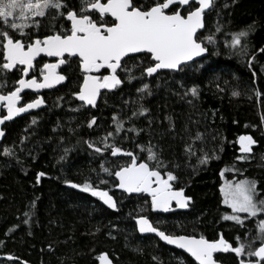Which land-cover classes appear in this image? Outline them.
<instances>
[{"label": "trees", "instance_id": "1", "mask_svg": "<svg viewBox=\"0 0 264 264\" xmlns=\"http://www.w3.org/2000/svg\"><path fill=\"white\" fill-rule=\"evenodd\" d=\"M68 3L78 5L79 0ZM218 23L219 33L215 31ZM249 25L253 27L247 55L226 46L232 33ZM208 35H214L216 43L206 45V58L182 72H161L153 78L141 79L137 69L133 72L137 79L131 82L121 73L125 82L102 94L95 108L82 106L71 95L78 90L82 74L70 61L61 69L70 81L43 94L45 108L5 125L6 137L0 146V264H99L98 257L104 253L115 264H196L155 236L141 237L135 220L139 215L158 222L170 234L214 240L223 233L232 242L237 235L258 234V220L264 216L246 220L243 227L222 219L231 210L224 206L220 188L224 178L255 180L258 198L264 199V53L258 51L264 48V0H214L200 33ZM45 62L46 58L38 60L37 72L32 74L38 75ZM133 63L129 61V67ZM18 77V72L8 73L7 87L0 91L11 90ZM4 79L0 73V82ZM144 83L150 95L137 91ZM194 85L199 96L185 95ZM234 91L239 95L234 96ZM22 96L23 102L36 98L30 93ZM141 106L148 112L132 116ZM93 116L96 124L89 128ZM113 116L124 121L126 131L109 142L141 159H146L147 152L137 145L151 144L179 177L174 187H183L192 197L187 209L153 212L150 198L120 192L114 187L115 177L101 171V164L115 168L129 162L127 156L101 155L88 147V141L99 144L107 132L114 131ZM197 132L203 134L202 139L195 142V155H188L185 147ZM240 135L257 141L247 161L237 160ZM4 147L12 148L14 154L3 155ZM205 153L211 159L200 164L199 157ZM39 172L46 175L37 183ZM99 179L109 181L101 187L113 195L117 210L107 209L90 193L70 189L65 183L98 185ZM220 259L223 264H235L231 254Z\"/></svg>", "mask_w": 264, "mask_h": 264}, {"label": "snow or ice", "instance_id": "2", "mask_svg": "<svg viewBox=\"0 0 264 264\" xmlns=\"http://www.w3.org/2000/svg\"><path fill=\"white\" fill-rule=\"evenodd\" d=\"M213 7L214 0H150L148 3H139L138 0H79L78 5H69L68 0H0V73L5 77L0 82V89L7 87L8 73H19L11 90L6 93L0 91V109L4 110L0 112V125L44 105L42 95L23 102L22 93L25 90L38 93L69 82L70 77L59 70L69 65L70 61L77 64L82 74L78 90L71 95L82 106L91 108L97 107L101 90L112 91L125 82L121 73L131 82L137 79L133 74L137 69L141 79L156 77L163 70L182 72L189 62L194 63L195 58L203 57L209 51L207 44L216 43L214 35L201 37L199 34L200 30L205 29L206 11ZM252 27L249 25L244 30L232 33L226 46L247 55V39ZM215 31L221 32L219 23ZM258 51L264 53V48ZM39 57L55 58V62L43 63L38 75L32 74L37 72ZM254 59L255 55L248 61L249 66ZM129 61H134L130 67ZM148 89L149 85L144 83L137 91L145 92ZM148 94H151L150 91ZM189 94L193 98L198 97V87L194 85L188 89L185 95ZM232 94L239 95L236 91ZM257 95L261 94L257 92ZM147 112L148 109L141 106L138 111H133L132 116ZM113 123L114 131L107 132L99 144L92 141L87 143L90 149L101 155L108 153L112 157L129 158V162L117 164L115 168L100 165L103 173L115 177L114 187L128 194H147L150 209L156 213L172 211L173 203L179 209L187 208L192 197L185 194L183 187H174L179 177L151 144L146 148L137 145L142 152H147L146 159H141L134 152L109 142V138L114 139L126 131L124 121L118 116H113ZM95 124L96 117L93 116L88 121V127ZM4 135L0 128V138ZM202 135L197 132L191 137L192 143L185 147L188 155H195V142L202 139ZM238 143L241 155L237 160L251 159L257 141L251 135H240ZM2 154L10 156L14 150L4 147ZM210 159L211 156L205 153L199 157V162L206 164ZM45 175L39 172L37 183ZM221 175L224 173L221 172ZM65 183L90 193L109 208L117 207L110 191L101 187L107 185L108 180L99 179L98 185L91 181L82 185L70 180ZM257 185L255 180L244 179L226 181L221 186L223 204L231 210L230 214L223 215L224 221L243 227L246 220L264 216V199L258 198ZM135 220L141 234H155L168 245L189 253L197 264H223L220 258L226 254L232 255L235 264H264V219L258 220L257 235L243 238L237 235L234 242L225 239L223 233L214 240L203 235L170 234L145 215H139ZM23 223L27 224L28 220L25 219ZM8 259L15 258L8 256ZM98 259L100 264H113L106 253Z\"/></svg>", "mask_w": 264, "mask_h": 264}, {"label": "water", "instance_id": "3", "mask_svg": "<svg viewBox=\"0 0 264 264\" xmlns=\"http://www.w3.org/2000/svg\"><path fill=\"white\" fill-rule=\"evenodd\" d=\"M210 11H206V14H205V18H206V15L209 13ZM204 29H202V30H200V33L203 31ZM199 33V34H200ZM208 54H209V51L207 52V53H205L204 55H203V57H197V58H195V62H197V61H199V60H202V59H204V58H206L207 56H208ZM41 58H46L47 60H48V62H55V58H49V57H39V58H37V61L38 60H40ZM194 62V63H195ZM191 64H193V62H189V65H191ZM188 65V66H189ZM62 68H63V66H62ZM61 68V69H62ZM61 69L59 70V71H61ZM162 72H170V71H168V70H163ZM173 73V72H172ZM178 73V72H177ZM62 85V84H61ZM60 85H57L55 88H57V87H59ZM54 89V88H53ZM49 90H52V89H43V90H40L38 93L37 92H35V91H33V90H25V93H22V95L23 94H26V93H30V94H32V95H34V96H37V95H42L43 96V94L45 93V92H47V91H49ZM106 91H108V90H101V95H100V97L98 98V101H97V104H98V102H99V100H100V98H101V96H102V94H104ZM80 102V101H79ZM81 103V102H80ZM45 106H46V104H44V105H42L40 108H37V109H33V110H30L29 112H26V113H23V114H21V115H19V116H17L16 118H14L12 121H7V122H5V124L4 125H0V128H2L3 129V131H4V133H5V135H4V137H2V138H0V146H1V144H2V142L4 141V139H5V137H6V130L4 129V127H5V125L6 124H8V123H12V122H14L16 119H19V118H21V117H24V116H26V115H30V114H32V113H35V112H38V111H40L41 109H43V108H45ZM2 111H4L3 109H0V112H2ZM117 183H118V181H117ZM68 188H70V189H74V190H77V191H81L80 189H78V188H72L69 184H68ZM120 192H123L122 190H120V189H118ZM123 193H125V192H123ZM126 194H128V193H126ZM128 195H145V196H147V194H136V193H132V194H128ZM148 197V196H147ZM97 198V197H96ZM148 198H150V197H148ZM98 199V198H97ZM99 200V199H98ZM100 201V200H99ZM101 202V204L104 206V207H106L107 209H110V210H112V211H115V210H117V207H116V209H112V208H109L107 205H105V204H103V202L102 201H100ZM190 204V203H189ZM173 207H176L175 206V204L173 203ZM188 208V207H187ZM187 208H185V209H187ZM185 209H181V210H185ZM169 213V212H168ZM161 214H166V213H163V212H161ZM137 230H138V226H137ZM138 233L140 234V236L141 237H147V236H155V237H157L155 234H153V233H146V234H141L140 232H139V230H138ZM158 239H159V237H157ZM160 240V239H159ZM164 245H166V246H168V247H170V248H172V249H175V250H178V251H180V252H182L183 254H185L187 257H189L191 260H193L196 264H197V262L195 261V259L193 258V257H191V255L189 254V253H187V252H185L184 250H181V249H178L176 246H174V245H168L166 242H164V241H162V240H160ZM108 255V254H107ZM109 256V255H108ZM109 258H110V256H109ZM111 259V258H110ZM112 260V259H111ZM112 262H113V260H112ZM98 263L100 264V261L98 260ZM113 264H115L114 262H113Z\"/></svg>", "mask_w": 264, "mask_h": 264}, {"label": "rangeland", "instance_id": "4", "mask_svg": "<svg viewBox=\"0 0 264 264\" xmlns=\"http://www.w3.org/2000/svg\"><path fill=\"white\" fill-rule=\"evenodd\" d=\"M23 95H24V94H23ZM226 181H228V180L224 178V179H223V183H222V185H224ZM231 182H234V181H231ZM221 194H222V193H221ZM222 197H223V194H222ZM224 206H225V205H224ZM225 207H227V206H225ZM227 208H228V207H227ZM229 214H230V213H229ZM241 215L243 216V215H246V214H241Z\"/></svg>", "mask_w": 264, "mask_h": 264}, {"label": "flooded vegetation", "instance_id": "5", "mask_svg": "<svg viewBox=\"0 0 264 264\" xmlns=\"http://www.w3.org/2000/svg\"><path fill=\"white\" fill-rule=\"evenodd\" d=\"M176 208V207H173V209Z\"/></svg>", "mask_w": 264, "mask_h": 264}]
</instances>
